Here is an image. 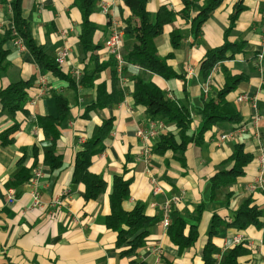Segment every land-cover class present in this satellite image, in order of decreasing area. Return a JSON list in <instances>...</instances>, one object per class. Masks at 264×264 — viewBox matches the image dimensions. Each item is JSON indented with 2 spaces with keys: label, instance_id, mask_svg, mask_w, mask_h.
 Here are the masks:
<instances>
[{
  "label": "crops",
  "instance_id": "1",
  "mask_svg": "<svg viewBox=\"0 0 264 264\" xmlns=\"http://www.w3.org/2000/svg\"><path fill=\"white\" fill-rule=\"evenodd\" d=\"M94 1L95 9L89 18L97 26L93 35V43L99 46L96 61L83 43V14L74 0L22 1L23 16L31 19L33 37L48 56L55 58L61 48H70L66 63L60 66L62 75L41 67L31 52L21 49L14 40L5 44L8 53L0 63V92L20 81L31 80V86L26 89L24 106L16 110L10 109L0 94V264H205L204 250L216 213L224 220L211 237L217 247L216 264H221L228 250L236 246L231 244L236 235L247 239L244 247L248 253L240 258L242 264H264V217L261 227L250 225L239 230L227 225L247 198H252L264 212V191L251 188L259 171V158L264 155V60L261 71L256 57L264 38V0H244L245 9L235 21L229 40H244L245 53L221 61L208 77L201 72L202 61L208 50L224 43L230 16L239 0H223L200 28L193 18L207 0H196L188 18L182 17V0H148V10L153 15L161 5L176 14V20L166 24L156 38L158 54L169 56L167 63L180 75L169 79L132 63L126 64L122 74L117 72L115 60L105 47L111 32L110 16L101 12L99 0ZM111 12L125 27L123 53L127 57L135 44L125 24L131 10L124 0H117ZM5 13L7 6L0 5V19L6 18ZM174 29L182 35L177 48L171 40ZM97 64L101 70L90 81L88 76L84 80ZM77 70L80 77L74 73ZM226 71L241 78L227 95L241 120L218 122L205 132L201 143H189L184 163L173 150L153 151L162 135H178L176 125L163 120L164 128L151 140L152 152L147 161L143 154L145 142L137 132L145 129L150 120L145 106L135 103V78L142 77L144 82L159 87L166 98L189 108L191 123L187 133L193 136L202 126L200 110L224 87ZM42 76L48 80L46 94L40 91ZM99 87L106 88L110 100L120 91L124 97L103 107H90L97 100ZM246 93L255 99L257 108L252 102L238 100ZM58 96L66 98L69 110L60 120L59 134L53 141L42 119L60 116ZM256 111L260 120L254 125ZM107 119L113 122L104 141L105 149L93 156L90 166L92 172L103 175L107 188L98 198L88 199L84 183L73 179L75 160ZM244 124L247 128L238 137L221 138ZM238 144L252 155V161L234 183L212 194V176L232 167ZM48 148L53 149L51 154ZM35 169L42 170V175L34 182ZM150 175L157 179L162 192L154 191ZM117 176L132 179L125 209L132 210L141 202L146 214L154 218L137 254L123 255L121 251L127 245H118V233L108 225ZM8 189L14 190L13 202L7 201ZM34 190L40 193L41 207L31 205ZM56 198L62 203H55ZM173 198L178 201L172 203L171 223L183 217L185 235L192 225H197L198 239L186 248L175 243L162 224L164 204ZM201 204L204 211L197 221L194 211Z\"/></svg>",
  "mask_w": 264,
  "mask_h": 264
},
{
  "label": "trees",
  "instance_id": "2",
  "mask_svg": "<svg viewBox=\"0 0 264 264\" xmlns=\"http://www.w3.org/2000/svg\"><path fill=\"white\" fill-rule=\"evenodd\" d=\"M22 1L0 0V5L4 4L7 6L9 4L11 6V19L16 30L23 38L26 48L34 56L37 63L53 73L62 75L61 68L55 58L48 56L43 46L38 45L35 41L32 34V21L30 18L24 17L22 13ZM182 1L185 5L181 12L182 17L188 18L195 9L196 0ZM124 2L131 10V15L125 19V24L129 28L130 34L135 38L134 47L126 57L127 62L136 64L144 70L159 74L166 79L179 77L180 75L167 63L169 56L161 57L158 54L156 45V38L162 34L166 24H172L176 20V14L166 5H161L156 14L153 15L148 10V0H124ZM222 2L223 0L206 1L202 9L193 18V22L197 23L198 28ZM74 3L80 7L83 14V43L88 51H92V59L96 61L95 50L99 46L93 43V35L97 30V26L89 18L95 9V1L74 0ZM244 9V0H239L236 3L234 12L230 16L231 23L226 31L224 43L207 51L201 64V72L205 77H208L214 67L221 61L231 59L237 54L245 53L247 43L244 40H229V34L235 26V21ZM181 38L180 31L174 29L171 38L174 48L180 45ZM10 40H14V36L12 34L11 23H8L4 27L3 33L0 34V63L6 59L8 51L5 48V44ZM101 67V65L97 64L88 72V75H85L84 80L88 76V81H90L101 70ZM224 74L226 79L225 85L222 89L218 90L216 96L205 102L203 109L200 110V114L203 117L201 129L193 136L187 133L191 123L190 109L181 105L177 100L166 98L164 92L159 87L144 82L142 77L135 78V103L145 106L149 120H165L166 123L175 124L178 131L177 136L173 132L162 135L161 141L156 144L153 151L165 153L168 150H173L178 154L180 161L184 163V152L189 143L193 141L201 143L205 132L218 122H239L241 120V114L227 99V95L235 90L241 78L227 71ZM30 86L31 80L20 81L10 85L0 92V94L4 98L6 105L10 109L16 110L24 106L27 99L26 89ZM123 97L124 94L120 91L113 100H110L106 95V88L99 87L97 100L90 107H103L110 101L118 102ZM57 104L60 116L58 118L46 117L42 119V125L46 129L48 137H51L53 141L58 137L59 129L57 126L60 120L69 110L65 97L58 96ZM112 122L113 119L105 120L99 128L98 134L89 139L85 143L84 148L76 156L73 179L75 182L84 183L86 186L85 196L88 199L98 198L107 188V182L103 175L92 172L90 166L93 156L105 149L104 141L112 128ZM52 152L53 149L48 148V154ZM48 154L46 160L49 161L50 156ZM232 159L234 164L231 168L222 170L212 176V194L221 187L234 183L239 176L244 174L245 167L252 161V155L245 152L242 144H238ZM131 182V178L124 179L119 176L115 178L111 193L112 212L108 217L109 227L118 233V245H127L121 251L123 255L138 253V250L145 244V238L149 235V227L154 221V218L146 214L145 204L141 202H138L132 210L125 209L124 202L130 196ZM203 211L204 205L197 206L193 217L199 221ZM263 217L264 212L253 204L252 198H247L241 207L232 214V221L227 225L239 230H244L250 225L261 227ZM223 223V218L217 213L214 214L210 229V241L204 250L205 264H216L214 253H216L217 247L212 242L211 237L217 233L216 228ZM185 227L186 221L181 216L176 218L173 223H170L168 227L171 239L180 245L181 248L193 245L198 239L197 225H192L187 235L184 233ZM246 253H248V249L244 247V244L236 245L228 250L221 264H242L240 258Z\"/></svg>",
  "mask_w": 264,
  "mask_h": 264
},
{
  "label": "built area",
  "instance_id": "3",
  "mask_svg": "<svg viewBox=\"0 0 264 264\" xmlns=\"http://www.w3.org/2000/svg\"><path fill=\"white\" fill-rule=\"evenodd\" d=\"M117 0H99V5H100V10L103 14L110 16L109 19V24L111 26V32L109 37L105 41V47L109 51V53L112 55L114 60L116 61V68L117 72L119 74H122L124 67L128 63L126 60V57L124 56L123 53V37H124V26L123 24L117 20V18L114 16V14L111 12L113 7L116 5ZM7 12L8 15L6 18L0 19V28L4 29V27L8 24L11 23V28H12V34L14 36V42L17 46H19L21 49H26V45L23 41V38L20 36L18 31L16 30V27L12 21V8L8 4L7 5ZM65 33V31H63ZM70 55V48L68 46H64L61 48L55 55V60L59 66H63L68 57ZM257 60H258V66L260 70L262 71V64L264 60V38L262 40L261 44V49L256 55ZM78 77L81 76L80 71H74ZM48 80L45 76L41 77V84H40V91L41 94H46L49 91L48 87ZM205 91L207 92L208 89L206 88ZM239 101H249L253 103L254 108H257V104L255 99L251 98L249 94H241L238 96ZM260 120V114L258 111L255 112L252 122L254 125L258 123ZM164 122L163 120L160 119H155V120H150L148 122V126L145 129H139L137 134L138 136L145 142V148L143 150L144 157L148 161L152 152V144L151 140L155 138L160 130L164 128ZM247 126L244 125H239L238 127L234 128L230 132L222 134L221 138L224 139H229V138H236L238 137L242 132L246 130ZM259 171L256 177V180L253 184H251L252 189H260L264 191V155H261L259 158ZM42 175V170L40 169H35L34 174L32 176V181H37L38 178ZM151 182L154 184V191L156 193L162 192V187L158 184V181L155 177L150 175ZM6 197L8 202H13L15 200V195H14V190L13 189H8L6 192ZM32 197V207H41L43 205L40 193L37 190H34L31 193ZM178 201V198H173L172 200H169L164 204V213H163V220L162 224L164 228L168 229L170 223H171V209H172V203ZM55 203H62V200L60 198H56L54 200ZM247 239L243 235H236L232 239L231 244L232 245H241V244H246Z\"/></svg>",
  "mask_w": 264,
  "mask_h": 264
},
{
  "label": "rangeland",
  "instance_id": "4",
  "mask_svg": "<svg viewBox=\"0 0 264 264\" xmlns=\"http://www.w3.org/2000/svg\"><path fill=\"white\" fill-rule=\"evenodd\" d=\"M5 15H8V12H7V14L5 13ZM7 17V16H6ZM5 18V17H4ZM3 19V18H2ZM0 30H2L3 31V29L2 28H0Z\"/></svg>",
  "mask_w": 264,
  "mask_h": 264
}]
</instances>
